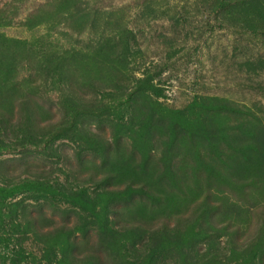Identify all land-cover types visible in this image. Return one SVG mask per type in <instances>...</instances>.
Instances as JSON below:
<instances>
[{
    "label": "rangeland",
    "instance_id": "1",
    "mask_svg": "<svg viewBox=\"0 0 264 264\" xmlns=\"http://www.w3.org/2000/svg\"><path fill=\"white\" fill-rule=\"evenodd\" d=\"M251 18L264 25V0H0V132L34 142L0 151V187L52 193L4 195L0 264H69L54 230L73 213L89 233L79 253L103 259L87 264L133 246L147 259L140 228L162 223L173 236L154 264H203L206 250L207 264H264ZM26 207H44L38 232L12 223Z\"/></svg>",
    "mask_w": 264,
    "mask_h": 264
},
{
    "label": "trees",
    "instance_id": "2",
    "mask_svg": "<svg viewBox=\"0 0 264 264\" xmlns=\"http://www.w3.org/2000/svg\"><path fill=\"white\" fill-rule=\"evenodd\" d=\"M236 13H231L230 16L235 15ZM257 19L251 18L249 22V26L246 25L247 28L250 29V33L252 35H256V37H259L261 39H264V25H261L259 23H256ZM2 124V121H0V125ZM5 129L0 132V151L5 152H14L18 149H21L23 144L25 142H29V144L33 145L34 142L31 141L29 138H27V141L23 142L22 139H12L9 135L5 133ZM34 187L38 193H51V188H49L46 183H40V182H31L29 179H24L23 181H19L17 184H12L11 186L8 185L5 188L0 187V202L4 199V195L10 194L13 192H16L20 189H26V188H31ZM52 195V193H51ZM41 210L38 211V214L33 216L30 214L31 212L28 211L27 207L24 208V212L21 211V216L20 221H18V218L15 217L12 221V223H16L19 228H28L31 227L35 231H39V223L43 220L44 218V207L39 208ZM76 211V210H75ZM78 215L76 213H73V215ZM65 217L63 221L60 223H55L57 225V228H55L54 231H60L61 234L65 236L64 241V256L67 258V262L69 264H87L91 260H97L99 263H101L102 256L99 255V253H96L95 255L92 253L90 255H87L89 251H86L87 259L83 255H85V252L81 255V245L85 243H89V233L85 229H80L78 230V224L79 222L77 221L74 223L71 227V219L70 217ZM25 217V218H23ZM145 231L146 237L140 238L139 239V245L144 246V250L147 251V244H151L153 248L157 247L160 244L167 243L171 238H172V231L173 228L167 223H162L161 226L158 229L155 230H149L146 231L147 229L140 228ZM25 232V231H24ZM76 233L78 236H76ZM51 232H49V235ZM118 235L114 232H111L109 234V240L114 239V238H119L117 237ZM152 236V237H151ZM137 244V243H136ZM138 245V244H137ZM89 248V244L87 245ZM132 246V245H131ZM94 247V245H93ZM129 249V250H126ZM155 249V250H156ZM155 250L151 251L149 253L147 259L145 255L143 254L141 249H136L133 247H128L119 250L118 255L116 258L119 260L120 264H154V261H157L158 255L160 253H155ZM162 253V251H161ZM198 256L202 257V263L207 264L208 263V251L206 250L205 252H198ZM86 260L84 261L83 260ZM156 258V259H155Z\"/></svg>",
    "mask_w": 264,
    "mask_h": 264
}]
</instances>
